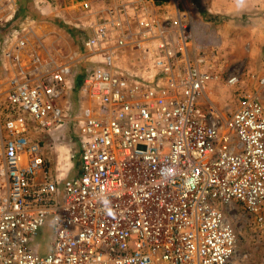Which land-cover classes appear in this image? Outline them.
I'll list each match as a JSON object with an SVG mask.
<instances>
[{"label":"built area","instance_id":"1","mask_svg":"<svg viewBox=\"0 0 264 264\" xmlns=\"http://www.w3.org/2000/svg\"><path fill=\"white\" fill-rule=\"evenodd\" d=\"M12 1L0 0L9 16ZM165 1L169 14L152 0H80L92 22L73 60L86 65L76 113L60 101L74 64L29 52L28 27L2 40L0 264H229L228 207L262 223L264 76L227 122L204 111L215 51L194 36L196 1ZM67 125L77 165L56 176L30 133ZM47 216L53 237L38 254L30 241Z\"/></svg>","mask_w":264,"mask_h":264},{"label":"rangeland","instance_id":"2","mask_svg":"<svg viewBox=\"0 0 264 264\" xmlns=\"http://www.w3.org/2000/svg\"><path fill=\"white\" fill-rule=\"evenodd\" d=\"M195 1L197 3L198 0ZM18 2L19 0L12 1L11 9L9 10L10 16L9 14L4 13L5 11L0 10V48L2 46V40L13 30L21 27H25L26 29L28 27L33 33V35L28 36L29 38L27 39V50L29 52L32 51V45L37 48V51L41 56L45 57V51H47L48 54L53 56L58 62H67L68 64L72 63L73 65V60L78 54L76 48L79 46L85 32H87L82 29L83 27H80V21L83 19V10L79 4L80 1H78V8L75 12L76 16L72 15L75 17L68 18L64 20L65 22H50L52 23L51 25L47 24L48 26H43L44 23L32 18L34 17L33 14H40V11L32 7L34 12L31 11L30 14L19 20L15 19L9 24V26H3L17 12L20 3ZM33 37H38L39 43ZM239 41L240 39L236 38L234 35L223 38V46L227 53L223 54V51L219 49L220 54L222 55L219 56V58L216 57L215 60H212L210 70H208L210 77H208L204 89L197 100L198 104L204 111L212 110L216 112L224 122H227L232 110L239 103V96H237V94L253 91L257 87V80H249L247 76L244 78L248 69L239 68L238 65L236 66L234 63L235 59L233 50H235L236 45H239V49L241 48L240 46L242 44H240ZM37 44H39V46ZM262 48L263 49L260 51V54L262 55H260V57L263 58L264 46ZM213 50L215 51L214 56H216L217 48L214 46ZM25 55V53L22 54L24 60H26ZM246 56L248 58L250 57L249 55ZM213 63L214 65H212ZM85 68L86 65L83 66V69L74 67L72 70L73 72H77L78 70H81L82 72ZM252 71L257 75V78L264 76V67ZM249 73L250 72L246 75ZM231 75L237 77V82L234 84L227 83V79ZM0 76L2 77L3 73H0ZM241 78L243 80H240ZM68 81L69 85L72 86V90L71 92L62 95L60 101L64 106H68L70 110V107L76 106L73 103L77 102L76 100L79 96L78 89L81 80ZM259 93L264 106V86L259 89ZM28 121L29 129H31L33 123H31L29 119ZM67 126L66 129L62 130L63 133L61 132V134L54 132L49 136L45 135L38 137L33 133H30L29 139L38 142L41 154L47 161L50 172L56 176H60L62 173H72L77 165L76 158H72L70 161L67 159L68 154L75 148V130H73V126ZM58 187L61 189L60 186ZM226 214L232 223L235 234V252L231 257L229 264H264V203L260 210L262 217L261 224L257 222L253 216L247 214L240 205H230ZM52 233L51 220L50 217L47 216L44 219L39 235L30 241V245L33 250H35V253H45L47 245L53 237Z\"/></svg>","mask_w":264,"mask_h":264},{"label":"crops","instance_id":"3","mask_svg":"<svg viewBox=\"0 0 264 264\" xmlns=\"http://www.w3.org/2000/svg\"><path fill=\"white\" fill-rule=\"evenodd\" d=\"M78 1L80 0H19L20 3H18L19 5L24 2L25 4L28 3L29 9L32 12H34L32 7L40 11V14H33L34 17L32 18L44 23L43 26H48L47 24L51 25L53 22H65L64 20L68 18H74L78 8ZM113 1L91 0V3L93 6L102 7L109 5ZM152 2L161 11V14L171 13L169 2L165 0H152ZM163 10L170 11L168 13ZM82 13L83 19L80 21V27H83L82 29L87 31L88 26L92 22L91 16L86 12L82 11ZM189 19L194 36L208 41L213 48L214 46L217 48L214 60L216 57L219 58L222 55L220 54V50L223 51V54L227 53L223 46V38L234 35L240 39L241 48L239 49V45H236L235 50H233L234 63L239 68L248 69L246 74L250 73L248 75L245 74L244 78L247 76L249 80H257V75L252 70H259L264 67V57H260L262 55L260 51L264 46V0H198L195 8L189 10ZM76 50H80V44ZM246 55L250 57L248 58ZM83 66L85 64L79 63L75 64L72 68L79 67L83 69ZM83 72L84 70L82 72L81 70L77 72H73L72 70V74L68 80H80ZM242 78L240 80H243ZM71 88L72 86L67 81L63 95L71 92ZM73 90L75 91L74 88ZM76 101L73 103L76 106L70 107V110L68 107L69 112L67 113L79 112L82 106L79 96ZM61 132L63 133V131ZM48 248L49 244L47 245V250Z\"/></svg>","mask_w":264,"mask_h":264},{"label":"trees","instance_id":"4","mask_svg":"<svg viewBox=\"0 0 264 264\" xmlns=\"http://www.w3.org/2000/svg\"><path fill=\"white\" fill-rule=\"evenodd\" d=\"M28 3L25 4V2L18 6L17 12L14 14V16L6 22L3 26H9V24L14 21L15 19L19 20L20 18L30 14L31 10L29 9Z\"/></svg>","mask_w":264,"mask_h":264}]
</instances>
